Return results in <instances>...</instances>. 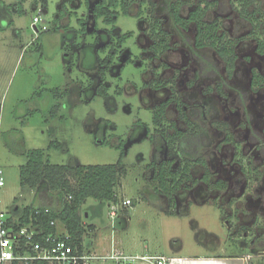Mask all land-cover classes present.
<instances>
[{
	"label": "rangeland",
	"instance_id": "rangeland-1",
	"mask_svg": "<svg viewBox=\"0 0 264 264\" xmlns=\"http://www.w3.org/2000/svg\"><path fill=\"white\" fill-rule=\"evenodd\" d=\"M88 1L92 6L97 0ZM150 1L154 7L145 5L141 17L136 16L135 5L130 16L118 18L111 36L133 35L117 47V57L103 76L99 60L115 42L106 31L109 27L92 20L85 0H48L41 16L46 30L37 32L32 27V10L40 0H26L21 13L18 0H0V170L4 179L0 212L17 218L19 210L49 201L37 190L21 188L19 168L27 162L22 152L40 149L45 162L75 166L116 164L122 151L115 193L131 205L123 208L124 213L119 208L113 218L107 202L87 199L81 207L88 213L83 222L94 225L98 233L85 234L83 248L97 238L126 254L143 247L151 254L169 253L172 240H179L186 253H202L196 242H205L212 234L219 251L245 255L247 264H264L260 254L264 252V154L259 150L264 144V87L250 89L251 70L264 75V55L257 52L254 34L235 8L224 15L216 13L225 32L237 39L238 59L229 87L222 94L208 92L219 77L194 80L198 63L192 46L182 42L184 37L193 39L194 26L185 31L171 24L165 5L176 0ZM185 1L194 5L197 0ZM256 1L264 10V0ZM78 17L85 22L83 34ZM151 18L167 33L163 41L167 47L156 53L151 49ZM200 52L217 63L224 79L215 52ZM100 85L107 88V95H96ZM240 90L248 93L245 111L237 96ZM163 102H168L164 125L173 122L182 131L187 126L177 105L184 111L203 110L211 141L203 157L212 181L226 182L225 190L187 183L175 194L173 206L165 196L153 199L156 196L144 177L146 166L167 159L177 166L180 160L160 137H153L152 111ZM211 109L214 115L208 117ZM246 114L251 116L249 122ZM215 122L227 125L230 141L225 142ZM252 132L262 141H253ZM51 142L61 147L49 148ZM11 147L23 151L13 152ZM191 173L198 180L203 168L196 166ZM120 220L123 224L118 225Z\"/></svg>",
	"mask_w": 264,
	"mask_h": 264
},
{
	"label": "trees",
	"instance_id": "trees-1",
	"mask_svg": "<svg viewBox=\"0 0 264 264\" xmlns=\"http://www.w3.org/2000/svg\"><path fill=\"white\" fill-rule=\"evenodd\" d=\"M26 0H18V12L21 13L23 4ZM40 6L44 9L48 5V0H40ZM88 0H85L89 8L92 20L101 22L109 27L106 30L111 40V48L106 53L100 63L101 75L109 71L110 66L117 57V47L123 45L133 35L132 32H126L121 36L113 38L111 32L114 30L117 20L120 16H130L131 8L137 6V17H141L145 5L154 7L150 0H97L92 6H88ZM236 9L239 15L250 26L251 34H254L256 41V50L259 54L264 55V10L261 9L256 0H197L191 5L185 0H176L168 2L165 5V11L169 14L171 24L176 29L188 30L194 26L195 33L193 39L184 37L182 42L192 46L193 57L197 60L198 68L194 74V80L206 78H218L219 80L214 87H208V92L223 93L224 88L229 87L231 80L236 71L237 39L230 37L223 29L222 22L215 17L217 14H227L231 9ZM150 35L154 40L151 46L153 52H160L166 48L163 44L167 33L159 25L157 19L151 18ZM78 23L81 26L80 33H85V22L83 18L78 17ZM49 31V29L47 30ZM160 39V42L156 40ZM104 48H102V51ZM209 49L215 52L223 65L225 78L220 77L217 63L208 55L200 51ZM251 91H257L264 87V75L256 69L251 70ZM65 94V92L63 93ZM99 96L107 95V88L100 85L97 90ZM246 91H237V96L242 109L245 111ZM168 102L161 103L152 111V122L154 127L153 137H160L169 151L178 154L180 160L177 166L174 165L173 159H167L160 162H151L145 168V179H147L153 193L165 196L171 206L174 205L175 194L183 190L187 183L196 185L202 182L209 190H225L226 182L221 180L212 181V174L208 167L206 159L203 157V151L210 144L208 136L207 122L202 117L201 108H192L184 111L182 106L177 105V112L185 122L187 129L182 131L174 127L171 122L169 127L166 123V109ZM214 115V110H209L208 117ZM251 116L246 114V120L249 122ZM225 135V142L230 141V132L227 130L225 123H213ZM252 140L261 142L262 137L252 132ZM49 148H60L58 142H51ZM259 150L264 154V144L259 145ZM13 152H22L18 148L11 147ZM26 155L27 162L19 168V183L21 188L27 187L39 191L46 196L49 201L44 205L27 206L23 208L20 221L29 222V216L37 209L41 214L34 217L33 221L39 224L45 233L54 231L50 223L57 221L71 237V243L79 250L82 248L84 235L94 229L93 225L85 226L81 207L87 199L105 201L108 205H118L122 202L115 193L119 176L122 170L121 162L123 152H120L119 160L116 164L107 165H54L44 161V152L40 149L22 152ZM201 166L203 173L197 180L192 177L191 170ZM74 182V185L71 183ZM43 182V183H42ZM46 183V184H45ZM48 209L45 213L44 210ZM88 228V229H87Z\"/></svg>",
	"mask_w": 264,
	"mask_h": 264
},
{
	"label": "built area",
	"instance_id": "built-area-1",
	"mask_svg": "<svg viewBox=\"0 0 264 264\" xmlns=\"http://www.w3.org/2000/svg\"><path fill=\"white\" fill-rule=\"evenodd\" d=\"M32 27L37 32L39 28L46 30L42 21L43 9L36 6L32 10ZM4 185L3 172L0 170V187ZM131 205L129 199L122 200L118 205H110V216L116 217L119 208ZM45 213L48 209L44 210ZM41 214L39 209L29 216V222L22 223L21 215L17 218L7 217L0 212V264H96L105 263V258L79 250L71 243V237L64 228L57 227V221L50 223L54 231L45 233L39 224L34 223V217ZM111 259L120 261L127 259L126 264H136V261L148 259L155 264H169L170 259L165 257L123 258L111 256Z\"/></svg>",
	"mask_w": 264,
	"mask_h": 264
},
{
	"label": "crops",
	"instance_id": "crops-1",
	"mask_svg": "<svg viewBox=\"0 0 264 264\" xmlns=\"http://www.w3.org/2000/svg\"><path fill=\"white\" fill-rule=\"evenodd\" d=\"M156 197L153 199H161L162 195L155 194ZM110 205H108L109 207ZM16 210H18L16 208ZM23 210V209H22ZM22 210H19L22 213ZM123 211V208H121ZM167 212V211H166ZM124 213V211H123ZM85 218H88V213H85ZM122 220V219H121ZM118 222V225L123 224V220ZM94 226V225H93ZM97 232V228L94 226V229L89 231V233L94 234ZM210 236V237H209ZM83 247V244H82ZM196 247L199 249H204V253H186L183 250L182 243L179 240H172L171 251L169 253H154L151 254L148 247H143L141 250H132L126 254L124 249L123 251L113 248V243L109 246L98 240L97 238L89 242L88 246L83 248L85 251L92 253L96 256H100L105 258V263L109 262L110 264H118L117 261L111 259V256H119L123 258H142V257H165L170 259L169 264H247V258L245 255H230L228 256L223 251H219L220 246H218L217 239L214 235H209L206 237V241H197ZM200 253V254H199ZM260 254L264 255V252ZM128 260L123 259L120 261L121 264H126ZM139 264H155L154 261H150L148 259H143L136 261ZM102 264V263H98Z\"/></svg>",
	"mask_w": 264,
	"mask_h": 264
}]
</instances>
